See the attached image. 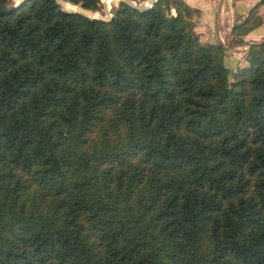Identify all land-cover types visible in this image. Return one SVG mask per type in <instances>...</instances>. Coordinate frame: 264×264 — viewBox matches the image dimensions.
<instances>
[{"label": "trees", "instance_id": "obj_1", "mask_svg": "<svg viewBox=\"0 0 264 264\" xmlns=\"http://www.w3.org/2000/svg\"><path fill=\"white\" fill-rule=\"evenodd\" d=\"M64 6L0 0V264H264V39L231 80L184 0Z\"/></svg>", "mask_w": 264, "mask_h": 264}, {"label": "rangeland", "instance_id": "obj_2", "mask_svg": "<svg viewBox=\"0 0 264 264\" xmlns=\"http://www.w3.org/2000/svg\"><path fill=\"white\" fill-rule=\"evenodd\" d=\"M14 2H19L20 0H11ZM64 1V0H63ZM69 1V0H68ZM123 1V0H121ZM137 6L144 5L145 2L149 0H131ZM191 9L192 14L189 17L191 27L194 29L195 33L199 36L200 40L206 43L222 44L225 48L229 46V50H225L223 55V60L225 65L230 69V79L233 80V73L239 67L248 64L247 53L249 50V43L247 41H261L264 38V1L263 0H243L245 2L251 1L250 5H239L242 0H184ZM59 4L61 2L57 0ZM105 5L100 4L102 8L100 13L107 12L111 17V9L115 5V0H104ZM64 6V5H63ZM254 16H251V22H255L257 17L262 18L260 25L251 28L243 36H241V31L237 33H232L234 28L242 25L247 20L250 11L253 7H256ZM79 7V6H78ZM220 7V10H219ZM168 14H177V10L173 4L167 7ZM219 13V18H218ZM109 17V18H110ZM219 24V30L223 38H217V28L216 25ZM242 29V28H241ZM233 35L235 38L232 39ZM244 39L243 42L238 41V38Z\"/></svg>", "mask_w": 264, "mask_h": 264}, {"label": "water", "instance_id": "obj_3", "mask_svg": "<svg viewBox=\"0 0 264 264\" xmlns=\"http://www.w3.org/2000/svg\"><path fill=\"white\" fill-rule=\"evenodd\" d=\"M60 1V0H59ZM120 1L121 0H115V5H119V3H120ZM123 1H126V2H128V3H130V4H132V5H134V6H137L133 1H131V0H123ZM150 1V5H147L146 7H144V5H142V6H140V8H148V7H150V6H152L157 0H149ZM64 9L65 10H68V11H79V12H82V13H84V14H86V15H89V16H91V17H97V18H101V19H103V20H108L109 18H107V17H105L104 16V14L103 13H99L98 15H91V9H89V8H86V7H84L83 5H80V7H79V9H73V8H71V7H67V6H64ZM113 12H114V10H113ZM112 12V13H113Z\"/></svg>", "mask_w": 264, "mask_h": 264}, {"label": "bare ground", "instance_id": "obj_4", "mask_svg": "<svg viewBox=\"0 0 264 264\" xmlns=\"http://www.w3.org/2000/svg\"><path fill=\"white\" fill-rule=\"evenodd\" d=\"M60 2H61L63 5L67 6V7H71V8H73V9H79V7H78L77 5H74L73 3H70V2H67V1L64 2L63 0H60ZM102 4L105 5L104 0H102ZM147 5H150V1L144 3V7H146ZM113 10H114V9L112 8V9H111V12H110L111 14H112ZM99 13H100V12H94V11H91V15H98ZM104 16L107 17V18L110 17L109 14H108L107 12H105Z\"/></svg>", "mask_w": 264, "mask_h": 264}, {"label": "crops", "instance_id": "obj_5", "mask_svg": "<svg viewBox=\"0 0 264 264\" xmlns=\"http://www.w3.org/2000/svg\"><path fill=\"white\" fill-rule=\"evenodd\" d=\"M251 1H249V2H245V1H243L242 0V2H240L239 4H238V6L239 5H250L251 3H250ZM219 10H220V7H219ZM218 18H219V13H218ZM216 28H217V38L218 39H221V37L223 38V35L221 34V30H219V24H217L216 25ZM264 39V38H263ZM254 42H257V41H247V43H249V45L251 44V43H254ZM229 46H227L226 47V50H229Z\"/></svg>", "mask_w": 264, "mask_h": 264}]
</instances>
